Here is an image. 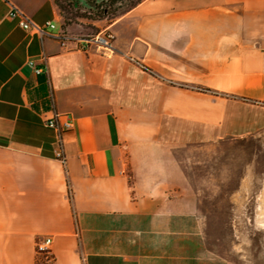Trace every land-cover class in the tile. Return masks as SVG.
I'll list each match as a JSON object with an SVG mask.
<instances>
[{
	"label": "crops",
	"instance_id": "obj_1",
	"mask_svg": "<svg viewBox=\"0 0 264 264\" xmlns=\"http://www.w3.org/2000/svg\"><path fill=\"white\" fill-rule=\"evenodd\" d=\"M9 3L55 27L22 29ZM105 28L107 53L57 37ZM55 112L72 120L64 162ZM263 127L264 0H141L88 23L55 0H0V264H42L44 235L53 264H228L177 149Z\"/></svg>",
	"mask_w": 264,
	"mask_h": 264
},
{
	"label": "rangeland",
	"instance_id": "obj_2",
	"mask_svg": "<svg viewBox=\"0 0 264 264\" xmlns=\"http://www.w3.org/2000/svg\"><path fill=\"white\" fill-rule=\"evenodd\" d=\"M55 1L63 19L88 23L112 19L135 0ZM177 156L205 224L208 249L228 264H264V127L241 137L179 144Z\"/></svg>",
	"mask_w": 264,
	"mask_h": 264
},
{
	"label": "built area",
	"instance_id": "obj_3",
	"mask_svg": "<svg viewBox=\"0 0 264 264\" xmlns=\"http://www.w3.org/2000/svg\"><path fill=\"white\" fill-rule=\"evenodd\" d=\"M7 16L15 20L22 29L32 31L33 33L39 34L40 36L47 34V29L55 27V24L51 21H46L43 25L35 23L33 20L28 18L23 13V11L11 3H9ZM57 37H59L62 45H66L68 41H74L79 43L78 48L84 51H86L90 45H93L95 49L99 51L101 49H104L107 52H111L113 50L112 40L114 35L108 28L98 31L95 34L86 36L60 33L57 35ZM27 64L34 67L33 60H29ZM33 70L37 74L42 72V68L38 66H35ZM45 123L48 127L53 128L56 133L57 150L55 154L58 159L64 162L65 157L63 153V137L65 131L72 127L71 117L66 113L55 112L52 117L46 120ZM51 244L52 237L49 235H44L35 243V251L40 256V261H42V264H53Z\"/></svg>",
	"mask_w": 264,
	"mask_h": 264
},
{
	"label": "trees",
	"instance_id": "obj_4",
	"mask_svg": "<svg viewBox=\"0 0 264 264\" xmlns=\"http://www.w3.org/2000/svg\"><path fill=\"white\" fill-rule=\"evenodd\" d=\"M108 1L111 2V5L114 4V3H116V0H108ZM140 1H141V0H135V1L131 2V3L129 4V6H128L123 12L129 10L131 7H133L134 5H136V4H137L138 2H140ZM56 3H57V2H56ZM57 5H58V4H57ZM58 7H59V5H58ZM59 8H60V7H59ZM112 10H113V13H114L115 10H116V12H117V9H112ZM101 12L104 13V15H106L109 11H108V9L103 8ZM111 12H112V11H111ZM123 12H122V13H123Z\"/></svg>",
	"mask_w": 264,
	"mask_h": 264
},
{
	"label": "water",
	"instance_id": "obj_5",
	"mask_svg": "<svg viewBox=\"0 0 264 264\" xmlns=\"http://www.w3.org/2000/svg\"><path fill=\"white\" fill-rule=\"evenodd\" d=\"M100 51H101V52H103V53H107V51H106V50H104V49H101Z\"/></svg>",
	"mask_w": 264,
	"mask_h": 264
}]
</instances>
